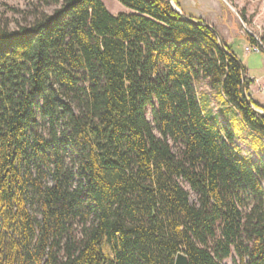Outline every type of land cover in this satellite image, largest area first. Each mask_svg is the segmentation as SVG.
<instances>
[{
  "label": "trees",
  "instance_id": "trees-1",
  "mask_svg": "<svg viewBox=\"0 0 264 264\" xmlns=\"http://www.w3.org/2000/svg\"><path fill=\"white\" fill-rule=\"evenodd\" d=\"M43 1L0 25V264H264V116L233 45L169 0Z\"/></svg>",
  "mask_w": 264,
  "mask_h": 264
},
{
  "label": "rangeland",
  "instance_id": "rangeland-1",
  "mask_svg": "<svg viewBox=\"0 0 264 264\" xmlns=\"http://www.w3.org/2000/svg\"><path fill=\"white\" fill-rule=\"evenodd\" d=\"M113 14H118L124 11L126 8L118 0H103ZM223 2V12L224 17L227 14L228 24L227 27L221 26V32L225 35H221L228 43L233 45L239 58L242 62L247 65L250 69H255L253 75H263L264 74V53L248 52L246 51V46L249 42L246 38L252 34L262 39L264 42V0H226ZM59 7L55 4H47L43 0H0V25L8 26L11 30L18 29L21 26L28 25L36 19L39 11H44L46 13H53L55 9ZM244 14V15H243ZM233 18V19H232ZM230 19H232L231 23ZM224 20V19H223ZM235 39V40H234ZM234 40V41H233ZM247 76V75H246ZM250 86L249 91L252 93L255 90L263 92L264 95V85H259L258 87H251L253 79L247 76ZM196 87L199 93H206L209 98L210 105L207 109L212 112L213 115L219 118V122L223 127H227V131L235 134L233 144L240 151L241 155L250 161H259L262 158V154L255 150L252 146V141L247 130L244 131L242 122L240 120V115L237 113L230 105L218 99L215 95V91L211 87V79H201L196 82ZM249 92L252 96V93ZM252 98H254L252 96ZM255 99V98H254ZM256 100V99H255ZM262 107H264V99H261ZM264 109V108H263ZM149 118L152 119L149 113ZM67 162L69 167L73 168V163L71 161L70 152L67 155ZM76 170V169H75ZM264 183V179H263ZM187 189H190L188 184H185ZM191 192V200L194 202L197 200V195L194 191ZM225 264H235L234 259L229 258L225 260Z\"/></svg>",
  "mask_w": 264,
  "mask_h": 264
},
{
  "label": "crops",
  "instance_id": "crops-1",
  "mask_svg": "<svg viewBox=\"0 0 264 264\" xmlns=\"http://www.w3.org/2000/svg\"><path fill=\"white\" fill-rule=\"evenodd\" d=\"M176 1L179 4V8L185 14H187L188 16H194V17L202 18L204 21L212 24L220 32V34L223 35L224 38H226L225 35L221 33L223 31V29L221 30V26L227 27L228 24L230 26V23H228V21H227L228 20V18H227L228 13L225 14L224 17L222 16L223 15L222 14L223 7H224L223 2L227 3L226 0H176ZM122 12H132V10L126 7L124 9V11H122ZM232 19H230L231 23H233ZM227 29H228V27H227ZM245 66L247 68L246 75L250 76L253 79V81H255L251 85L252 89H253V87L254 88L258 87L261 84L264 85V74L259 75V76L253 75L252 71H254L255 69H253V68L250 69L249 67H247V65H245ZM250 92H251V90H250ZM252 96L261 103H262L261 99H264L263 92L260 91V88L257 91L255 90V92L252 93Z\"/></svg>",
  "mask_w": 264,
  "mask_h": 264
},
{
  "label": "water",
  "instance_id": "water-1",
  "mask_svg": "<svg viewBox=\"0 0 264 264\" xmlns=\"http://www.w3.org/2000/svg\"><path fill=\"white\" fill-rule=\"evenodd\" d=\"M169 1L171 2L172 6H173V7H174L179 13H181L185 18L190 19V20H193V21L198 22V23H200V24H204V25L208 26L211 30H213V31L216 33V35L218 36L221 45H222L224 48H226V46H225V42H224V40H223V38H222L220 32H219V31H218V30H217L212 24H210V23H208V22H206V21H204V20L201 21V20H198V19H195V18H193V17H190V16L186 15V14H185V13L179 8V6L175 3V0H169ZM226 49H227V48H226ZM237 60H238V62L240 63V65H241V67H242L243 78L245 79V78H246V71H245V68H244V66H243V62H242L239 58H238ZM243 92H244V95H245V97H246V99H247L249 105H251V106L257 111V113H258L259 115L264 116V109H263V108H260V107H256V106L253 104V102H252V100H251V97L249 96V93H248V91H247V87H246L245 84L243 85ZM188 263H189V258H188V256H187V254H185L184 252H179L178 255H177V257H176V263H175V264H188Z\"/></svg>",
  "mask_w": 264,
  "mask_h": 264
},
{
  "label": "built area",
  "instance_id": "built-area-1",
  "mask_svg": "<svg viewBox=\"0 0 264 264\" xmlns=\"http://www.w3.org/2000/svg\"><path fill=\"white\" fill-rule=\"evenodd\" d=\"M257 42L256 43H249V45L246 46V51L252 53V52H257V53H264V42L262 41L261 38L255 36Z\"/></svg>",
  "mask_w": 264,
  "mask_h": 264
}]
</instances>
